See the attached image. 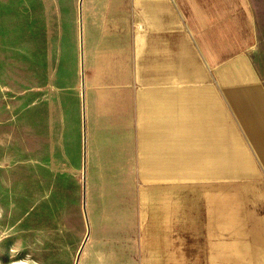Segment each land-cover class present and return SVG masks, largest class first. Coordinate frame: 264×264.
I'll list each match as a JSON object with an SVG mask.
<instances>
[{
    "label": "rangeland",
    "instance_id": "374dc122",
    "mask_svg": "<svg viewBox=\"0 0 264 264\" xmlns=\"http://www.w3.org/2000/svg\"><path fill=\"white\" fill-rule=\"evenodd\" d=\"M80 2L0 0V264H76L88 234L85 180L92 232L80 264H140L147 245L162 264L163 235L211 226V197L239 217V181L253 169L191 181L126 174L131 130L108 129L97 106L109 73L101 2L83 4L84 73ZM252 196L244 211L264 208L261 192Z\"/></svg>",
    "mask_w": 264,
    "mask_h": 264
},
{
    "label": "crops",
    "instance_id": "0c3cea01",
    "mask_svg": "<svg viewBox=\"0 0 264 264\" xmlns=\"http://www.w3.org/2000/svg\"><path fill=\"white\" fill-rule=\"evenodd\" d=\"M99 1L109 73L97 106L108 129L131 130L126 174L253 169L239 181V217L211 197L214 224L163 235L159 260L264 264V208H242L264 198V0ZM141 249L140 264H155L154 248Z\"/></svg>",
    "mask_w": 264,
    "mask_h": 264
},
{
    "label": "water",
    "instance_id": "95a60500",
    "mask_svg": "<svg viewBox=\"0 0 264 264\" xmlns=\"http://www.w3.org/2000/svg\"><path fill=\"white\" fill-rule=\"evenodd\" d=\"M80 7H79V10H80V14H79V17H80V50H81V66H82V71L84 73V69H85V66H84V60H85V49H84V17H83V4H84V0H80ZM85 92L83 91V109H82V115H83V131H84V137H83V148H84V167H85V173H86V169H87V152H88V147H87V141H88V131H87V118H88V115H87V98H85ZM84 180H85V176H84ZM87 184H86V180H85V184H84V191H83V197H84V204H83V209H84V213H85V216H86V221H87V229H88V234L82 244V248L77 256V259H76V264H80V260H81V256H82V253L84 251V248L86 247L85 245L87 244L89 238H90V235H91V232H92V229H91V226H90V220H89V213L87 212Z\"/></svg>",
    "mask_w": 264,
    "mask_h": 264
},
{
    "label": "bare ground",
    "instance_id": "6f19581e",
    "mask_svg": "<svg viewBox=\"0 0 264 264\" xmlns=\"http://www.w3.org/2000/svg\"><path fill=\"white\" fill-rule=\"evenodd\" d=\"M101 38V37H100ZM87 41V40H86ZM98 41V40H97ZM86 43V42H85ZM190 175H193V173H181V177L183 178V179H185V180H188V181H191V177H190ZM157 200V199H156ZM151 210H153V209H151ZM157 212V211H156ZM205 212V211H204ZM160 215V214H159ZM213 215H214V213H211L210 214V225L211 224H214V221L212 220V217H213ZM204 216V215H203ZM161 217V216H160ZM158 218H159V216H158ZM162 218V217H161ZM155 219V218H154ZM156 221V220H155ZM158 221V220H157ZM154 222V221H153ZM192 222V221H191ZM154 223H156V222H154ZM158 223V222H157ZM222 223V222H221ZM205 224V223H204ZM158 226V225H157ZM149 227V226H148ZM190 229V228H189ZM159 230V229H158ZM157 230V231H158ZM156 231V230H155ZM194 231V230H193ZM148 232H149V230H148Z\"/></svg>",
    "mask_w": 264,
    "mask_h": 264
}]
</instances>
